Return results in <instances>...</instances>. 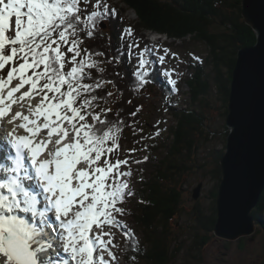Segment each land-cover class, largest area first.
Here are the masks:
<instances>
[{
  "label": "snow or ice",
  "instance_id": "snow-or-ice-1",
  "mask_svg": "<svg viewBox=\"0 0 264 264\" xmlns=\"http://www.w3.org/2000/svg\"><path fill=\"white\" fill-rule=\"evenodd\" d=\"M116 15L107 0H0V264H120L118 253L129 252L130 261L137 260L138 239L121 217L136 196L130 186L135 173L143 172L133 165L150 159L135 154L147 152L153 146L147 141L164 129L157 121L145 136L137 119L125 120L123 107L109 106L123 93L104 75L107 65L135 57L132 75L136 90L143 89L151 82L155 50L129 40L130 26L121 30L114 55L84 47L86 40L105 39L100 24ZM106 39L111 52V37ZM169 55L179 59L163 48L158 62ZM174 72L164 71L170 94L179 92ZM112 75L123 79L119 71ZM142 108L127 115L135 118ZM126 129L138 137L136 146L123 147ZM30 182L39 192L26 187ZM38 196L52 223L44 212L39 223L22 215H36ZM112 229L121 233L123 246Z\"/></svg>",
  "mask_w": 264,
  "mask_h": 264
},
{
  "label": "trees",
  "instance_id": "trees-1",
  "mask_svg": "<svg viewBox=\"0 0 264 264\" xmlns=\"http://www.w3.org/2000/svg\"><path fill=\"white\" fill-rule=\"evenodd\" d=\"M121 1L136 12L137 20L133 28L137 32L143 29L153 30L182 40L184 46H186V39L190 38L204 43L208 52L202 64L191 57L188 60V69L192 70V74L190 78L185 79V82L190 89L191 104L196 103L197 106L187 110L173 109L172 113L177 122L170 126L169 134L172 139L169 142L168 138L169 143L166 141L157 145L149 143L153 146L149 148L148 156H151L155 148H164V154L157 158L158 163L155 165H152L150 160L139 165L143 172H137L136 175H142L144 179L141 181L138 178V187L133 189L136 196L129 199L133 201V206H130L128 215L136 227L141 230L143 241L138 243L140 252L135 262L129 259L133 253L123 254L125 264H140V259H143L144 264H170L181 247L176 245L180 242L169 229V222L181 211L184 187L181 179L187 171L203 170L204 177L209 176L216 179L209 214H206L202 208L196 207L197 215L193 217L196 226L192 227L194 234L191 235V245L199 248L197 249L199 252L204 240H208V234L213 232L217 218L215 205L217 187L221 179L219 160L225 151L227 135L224 121L227 115L232 71L239 48L254 44L256 36L251 26L246 24L242 17V0ZM109 20L112 26L111 32L103 31L100 27L105 39L97 36L93 40H86L84 47L90 50L105 51L108 55L116 54L119 46L117 24L115 18ZM109 36L112 44L111 52L106 48V38ZM131 64L132 60L129 62L125 55L119 66L107 65V71L104 74L106 79H115L117 88L123 93L121 101L115 107H123L122 115L126 121L132 118L127 113L135 111L138 104L135 99L138 94L134 91L137 81L132 75L134 70ZM208 65L211 66L210 70H207ZM116 71L123 73V79L112 75ZM152 73L148 79L155 81L160 86L161 92L169 94L170 88L157 77L155 70ZM213 97H216L214 106L223 121V130H221L223 145L220 148L215 147L211 151L208 150L212 156L208 159L211 165L207 167L206 158L209 154L206 153L205 157H199L203 152L200 151L198 154L196 150L200 148L201 143L208 145V141L210 142L221 133L216 127L213 129L208 116L204 113L213 106L211 101ZM129 99L132 100V104L127 103ZM124 137L129 138L126 135ZM150 165L153 166V170H149ZM140 200L146 203H139ZM251 214L255 220L260 219L264 233V191ZM197 259L202 261L201 256Z\"/></svg>",
  "mask_w": 264,
  "mask_h": 264
},
{
  "label": "rangeland",
  "instance_id": "rangeland-1",
  "mask_svg": "<svg viewBox=\"0 0 264 264\" xmlns=\"http://www.w3.org/2000/svg\"><path fill=\"white\" fill-rule=\"evenodd\" d=\"M107 3L112 7L116 9V23L117 26H120V30H117V33L119 32V35L121 33V30L125 27H131L133 29V36L131 38H128L129 40H135L139 43L140 48H144V44L146 43L148 47L153 48L156 52V55H153V58L151 56L152 64H151V70L155 69V67H158V72L160 78L165 81L164 84L168 86L171 90V85L168 83V79L164 75L165 70H171L175 69V72L172 75V78L177 79V85L176 87L179 89L178 93L174 94H166L161 92L160 86L155 83L154 81H151L150 83L146 84L143 89L134 90L138 96L135 97L138 104L143 105V108L141 112L138 114L137 117L131 118L137 119L140 123L138 127H143L144 129V135L147 136L149 133L154 132L156 122L162 121L161 124L158 125L160 129H164L161 131V134L159 137H157L155 140H149L148 143H151L153 145H157L158 143H162L163 141L169 142L172 139V136L169 134L170 126L176 124L177 120L172 113L173 109H181V110H187V109H194V107L197 106L196 103H192V97L190 93V89L187 86L185 79L190 78L192 74V70L188 69L189 64L188 60L191 57L189 53L194 54L195 56H198L201 58L202 61L205 60L207 56V48L204 43L200 41H195L193 39L187 38L185 41L186 46H184V42L180 39H174L172 37H169L167 35H160L153 33L154 35H159L162 38V41H150V34L148 30H140L137 32L133 28L134 22L137 20V14L128 5H126L121 0H107ZM111 24H107L105 27L102 28L103 31L111 32ZM127 45L125 44V47ZM163 48H168L171 50V52H175L178 54L179 59L172 58L171 55L165 58V62L163 64H160L157 60L158 55H163ZM134 51H137L134 49ZM192 58V57H191ZM150 59V58H149ZM132 64L131 67L133 70H135V57L132 58ZM183 61V62H181ZM154 65V66H153ZM211 66H207V70H210ZM159 78V77H158ZM159 78V79H160ZM166 94V95H165ZM167 98V99H166ZM170 101V103H169ZM213 106L205 111L207 118L209 119L210 124L212 125L213 129H218L219 132L223 130V121L222 118L219 116L218 110L215 108V102L216 97H213L211 99ZM191 104V106H190ZM112 107H115V105H109ZM167 108V111L164 109ZM130 120V121H131ZM225 122V121H224ZM216 127V128H215ZM199 133V132H197ZM200 134V133H199ZM128 136L129 138H124L121 143L124 148L127 147H133L136 146L132 142L135 139H138V137H133L131 134L130 129H126L124 134ZM135 138V139H134ZM222 131L220 134L216 136V138L211 139V141L206 143H201L200 148L196 150L198 154L199 152H203L199 155V157H205L206 153H208V150H212L213 148H220L223 145L222 142ZM168 142V143H169ZM167 143V144H168ZM208 147V148H207ZM207 148V149H206ZM164 149V148H163ZM162 148L158 149L155 148V151L151 153L150 162L151 164L155 165L158 163L157 158L162 156L164 154V150ZM209 155L206 158L207 160V167L211 165V162L208 163V159H211ZM143 155H148L147 152H138L135 154L136 158H140ZM150 164V163H149ZM133 168H141V166L133 165ZM153 166L150 165L149 170H153ZM135 173V178L132 180L130 186L134 189L138 187V176ZM182 182H184V187L182 190L183 196H182V202H181V211L178 215H175L173 219L169 222V229L171 230L173 236H176L179 240V244L177 243V246H180L181 249L176 254V257L173 259V261L170 264H263L264 263V233L263 231L259 233L255 238H252L251 236H241L238 237L235 240H228L221 237H218L214 235L213 232L209 235L208 240H204L202 249L200 248V251L198 252L195 245L192 244V238L191 235L194 234V229L196 226V221L194 220V215H197L196 207L202 208L204 212L209 214L210 208L212 206V191L213 187L216 183V179H213L209 176L204 177L203 170L199 171H187L182 175ZM199 181L203 182V188L201 189V194L199 199L195 200L192 198V189L198 184ZM130 206H133V201H128L125 205L126 211L125 215L121 217V219L130 227L133 229L137 239L138 243H141L143 241L142 232L139 228L136 227L134 224L132 218L128 215V212L130 210ZM193 215V216H192ZM193 227V228H192ZM107 230V229H105ZM116 232V239L117 242L123 246V237L119 231L116 229H112ZM198 230V229H197ZM202 233H200L201 235ZM244 238V239H243ZM175 245V246H176ZM119 256V262L120 264H125L123 254L118 253ZM201 256L202 261H199L197 258ZM144 264L143 259H140V264Z\"/></svg>",
  "mask_w": 264,
  "mask_h": 264
},
{
  "label": "water",
  "instance_id": "water-1",
  "mask_svg": "<svg viewBox=\"0 0 264 264\" xmlns=\"http://www.w3.org/2000/svg\"><path fill=\"white\" fill-rule=\"evenodd\" d=\"M241 14L256 40L239 48L227 102L225 151L219 160L214 235L255 238L262 229L252 210L264 191V0H242ZM203 182L192 189L200 196Z\"/></svg>",
  "mask_w": 264,
  "mask_h": 264
},
{
  "label": "bare ground",
  "instance_id": "bare-ground-1",
  "mask_svg": "<svg viewBox=\"0 0 264 264\" xmlns=\"http://www.w3.org/2000/svg\"><path fill=\"white\" fill-rule=\"evenodd\" d=\"M124 60V59H123ZM154 66V65H153ZM156 68V67H155ZM154 73V72H153ZM161 83V82H160ZM161 84H163V82L161 83ZM1 174V173H0Z\"/></svg>",
  "mask_w": 264,
  "mask_h": 264
}]
</instances>
